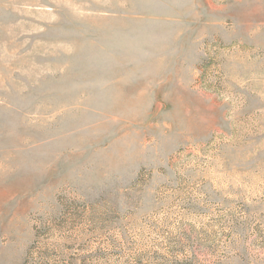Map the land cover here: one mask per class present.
Returning <instances> with one entry per match:
<instances>
[{
  "label": "rangeland",
  "instance_id": "374dc122",
  "mask_svg": "<svg viewBox=\"0 0 264 264\" xmlns=\"http://www.w3.org/2000/svg\"><path fill=\"white\" fill-rule=\"evenodd\" d=\"M0 264H264V0H0Z\"/></svg>",
  "mask_w": 264,
  "mask_h": 264
}]
</instances>
